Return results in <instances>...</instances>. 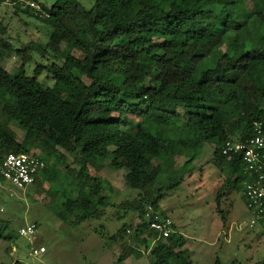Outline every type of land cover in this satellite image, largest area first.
Segmentation results:
<instances>
[{
  "label": "trees",
  "instance_id": "1",
  "mask_svg": "<svg viewBox=\"0 0 264 264\" xmlns=\"http://www.w3.org/2000/svg\"><path fill=\"white\" fill-rule=\"evenodd\" d=\"M6 1L37 2L0 6ZM37 4L43 15L23 12L52 29L44 51L60 63L38 65L29 76L30 50L13 51L0 38V58L14 52L20 60L13 73L0 67V160L38 150L45 167L35 182L42 176L49 194L64 164L72 189L55 209L60 221L79 225L116 206L104 195L107 181L90 172L106 161L126 170L128 188L143 192L123 211L137 215L132 239L145 250L156 237L143 220L145 206L157 209L163 190L173 187L167 182L204 143L213 146V162L229 184L243 180L240 155L228 161L221 148L252 137L254 123L264 127V0H167L164 7L159 0H94L89 10L76 0H57L50 9ZM43 71L50 87L38 80ZM11 124L23 131L20 142ZM60 151L74 156L75 168ZM183 156V167L173 170ZM159 175L165 177L157 183ZM126 232L120 229L121 239ZM185 243L177 232L157 241L151 264H192ZM141 253L122 248L120 262Z\"/></svg>",
  "mask_w": 264,
  "mask_h": 264
},
{
  "label": "rangeland",
  "instance_id": "2",
  "mask_svg": "<svg viewBox=\"0 0 264 264\" xmlns=\"http://www.w3.org/2000/svg\"><path fill=\"white\" fill-rule=\"evenodd\" d=\"M36 1L50 9L57 0ZM76 1L89 10L94 0ZM166 2L167 0H159L161 7H164ZM212 4L213 2L209 1V5ZM242 10L244 11V8ZM51 33L50 27L25 14L21 7L8 3L0 6V38L6 40L13 51L25 48L30 50L31 61L26 66L29 76L33 75V70L38 65L60 63L50 53L44 51ZM224 47L226 49L227 45ZM73 55L77 57L78 53L73 52ZM19 66L20 60L14 52L2 53L1 68L13 73ZM75 75L84 83H88L78 72H75ZM38 80L43 87H50L53 84L51 76L46 71L41 73ZM129 120L133 121L134 125L137 122L131 117ZM11 129L16 134V140L20 142L23 131L14 124H11ZM131 129L132 125L123 128L124 131ZM212 152L213 146L204 143L201 153L184 167L187 157L175 159L173 170L183 168L176 175L177 179L172 178L167 182L166 186L173 187L163 190L162 198L157 201V211L169 217L175 229L186 238L182 251L192 264L216 262L258 264L264 259V225L257 223L252 228L247 225L249 213L241 195L246 177L229 184L226 174L213 162ZM30 153L38 154V150H31ZM60 153L67 160L65 164L69 163L71 168L76 167L73 155L62 151ZM153 163L157 164L158 161L153 160ZM107 164L108 161L104 162L99 172L92 169L90 172L107 181L108 186H105L104 195L117 207L106 208L102 211L101 218L97 220L73 226L60 221L55 212L63 201L62 195L72 189V180L63 174V163L58 181L51 182L52 194L47 192L49 183L42 182V176H39L40 179L35 184L24 189L16 188L2 179L0 236L11 239H0V264L11 262L12 258L9 256L11 247L16 249V256L21 264H124L120 262V252L125 247L142 252L139 256L135 254L127 256L128 264L130 259L134 262L132 264H151L153 259L149 250L138 246L132 239L133 231L138 224L137 215L127 212L124 217L123 211L125 203L136 204L143 192L126 186L125 169L116 171ZM164 177L159 175L157 183L163 181ZM180 179L182 182L177 185ZM218 194L220 201L217 204ZM29 224L36 225L33 238L35 244L46 248V253L38 258L28 256L29 244L26 239L19 236V230ZM123 228L129 233L126 232L121 239L120 229ZM152 247H155V244Z\"/></svg>",
  "mask_w": 264,
  "mask_h": 264
},
{
  "label": "built area",
  "instance_id": "3",
  "mask_svg": "<svg viewBox=\"0 0 264 264\" xmlns=\"http://www.w3.org/2000/svg\"><path fill=\"white\" fill-rule=\"evenodd\" d=\"M6 3L21 7L22 11L29 10L34 15H43L42 9L33 1ZM221 155L228 161L240 155L242 173L246 177L242 198L249 213L247 225L249 228L257 223L264 225V127L260 123H254L253 136L249 139L226 141L221 148ZM44 167L45 163L38 154H7L0 160V178L16 188L24 189L35 183L36 177ZM143 220L148 229L156 235L149 242L150 249L157 241L165 240L175 233L171 219L158 212L151 204L145 206ZM35 231V224L26 225L19 230V236L29 244L28 256L31 258H38L46 251L43 246L35 244ZM142 238H146L145 235ZM16 252L14 247L10 248L12 260L9 264H21Z\"/></svg>",
  "mask_w": 264,
  "mask_h": 264
},
{
  "label": "crops",
  "instance_id": "4",
  "mask_svg": "<svg viewBox=\"0 0 264 264\" xmlns=\"http://www.w3.org/2000/svg\"><path fill=\"white\" fill-rule=\"evenodd\" d=\"M241 195H242V193H241ZM172 223H173V222H172ZM173 228H174V231H175V232L179 233V232L175 229L174 226H173ZM228 231H229V230H228ZM228 231H227V233H226V237H227V235H228ZM179 234H180V233H179ZM45 250H46V248H45ZM45 253H46V251H45ZM45 253H44V254H45ZM149 253H150V245H149ZM9 256H10V253H9ZM10 257H11V256H10ZM16 257H17V256H16ZM128 259H129V258H126V259L123 261V263H124V264H128ZM130 260H131V261H130L131 264L134 263L132 259H130ZM130 263H129V264H130Z\"/></svg>",
  "mask_w": 264,
  "mask_h": 264
}]
</instances>
